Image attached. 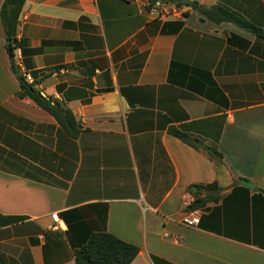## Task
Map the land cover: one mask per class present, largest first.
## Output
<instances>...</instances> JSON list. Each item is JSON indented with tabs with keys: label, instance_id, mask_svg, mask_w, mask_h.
<instances>
[{
	"label": "crops",
	"instance_id": "crops-1",
	"mask_svg": "<svg viewBox=\"0 0 264 264\" xmlns=\"http://www.w3.org/2000/svg\"><path fill=\"white\" fill-rule=\"evenodd\" d=\"M181 1L264 28V0ZM16 38L19 73L80 134L17 98L0 22V264H74L96 232L135 246L131 264H264V41L195 11L152 20L134 0H25ZM213 182L219 202L188 224L187 187Z\"/></svg>",
	"mask_w": 264,
	"mask_h": 264
},
{
	"label": "trees",
	"instance_id": "trees-1",
	"mask_svg": "<svg viewBox=\"0 0 264 264\" xmlns=\"http://www.w3.org/2000/svg\"><path fill=\"white\" fill-rule=\"evenodd\" d=\"M167 1V0H166ZM174 1L179 5L186 7L184 17L189 11H195L203 18L215 23H231L249 33L256 39L264 41V28H261L251 22L246 21L235 12L222 6L214 5L210 7L200 6L197 2ZM25 0H3L0 9V22L3 28L5 40L9 42L6 45V52L10 60L13 73L18 74L19 91L18 99H29L38 108L49 114L60 130L70 139L75 140L80 134V128L72 112L62 102L54 101L49 97H44L36 89L38 85L35 73H30L33 82L27 83L19 73V69L14 61V52L22 48L23 43L19 40L16 42L18 28V19L22 11ZM168 134L180 140L184 144L199 149L195 144V139L190 135L179 131L174 127L167 129ZM209 159L216 165H221L222 155L216 148L204 146ZM186 192L192 197V202L186 207V212L204 211L208 205H215L221 198V189L216 182L202 185L195 184L187 187ZM264 192V191H263ZM138 249L118 239L117 237L105 233L96 232L91 234L87 241L74 251V264H131Z\"/></svg>",
	"mask_w": 264,
	"mask_h": 264
},
{
	"label": "built area",
	"instance_id": "built-area-1",
	"mask_svg": "<svg viewBox=\"0 0 264 264\" xmlns=\"http://www.w3.org/2000/svg\"><path fill=\"white\" fill-rule=\"evenodd\" d=\"M139 4V13L147 15L152 20H165V19H183L186 7L169 0H134ZM16 38V42H19ZM16 64V63H15ZM17 65V64H16ZM17 68L22 69L17 65ZM21 76L29 84L33 82L32 77L24 70L20 71ZM199 215V211L189 213L186 222L190 225L194 224V219Z\"/></svg>",
	"mask_w": 264,
	"mask_h": 264
},
{
	"label": "water",
	"instance_id": "water-1",
	"mask_svg": "<svg viewBox=\"0 0 264 264\" xmlns=\"http://www.w3.org/2000/svg\"><path fill=\"white\" fill-rule=\"evenodd\" d=\"M6 44L8 45L9 42L6 41ZM195 144L197 146H199V147H202L203 146V144L201 142H199V141H195ZM238 184L241 185V186H243V187H246L249 190H253L254 189V185L252 183H249L248 181L239 180L238 181Z\"/></svg>",
	"mask_w": 264,
	"mask_h": 264
}]
</instances>
